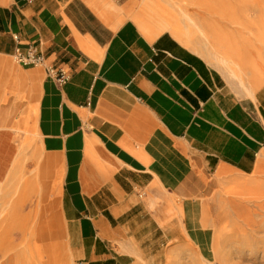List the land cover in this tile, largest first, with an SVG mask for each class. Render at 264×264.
<instances>
[{"label": "crops", "instance_id": "0c3cea01", "mask_svg": "<svg viewBox=\"0 0 264 264\" xmlns=\"http://www.w3.org/2000/svg\"><path fill=\"white\" fill-rule=\"evenodd\" d=\"M105 1L0 0V57L33 43L48 65L70 73L59 86L44 67L14 60L15 76L28 80L6 78L35 93L26 105L0 94V183L22 179L40 208L36 229L48 231L69 264H156L177 237L207 246L205 175L256 167L264 87L238 96L200 54L169 32L148 38L134 16L113 30L94 9ZM109 1L127 16L142 0ZM78 35L98 54L84 51ZM30 103L36 119H28ZM28 130L37 153L20 170ZM172 199L182 202L175 218Z\"/></svg>", "mask_w": 264, "mask_h": 264}, {"label": "rangeland", "instance_id": "374dc122", "mask_svg": "<svg viewBox=\"0 0 264 264\" xmlns=\"http://www.w3.org/2000/svg\"><path fill=\"white\" fill-rule=\"evenodd\" d=\"M169 1H177L180 6L187 8L193 18L202 25L207 35L211 38L214 37L211 39L213 49H216V35L229 36L231 33H236L235 29L237 28V30L243 32V35L255 39L264 31V0ZM167 7L170 12L168 17H173L174 22L183 24L182 15L174 12V9L177 10V6ZM128 11L132 15L136 13L140 18L147 17L148 13L143 0L139 4L130 7ZM234 12H237V15ZM116 13L114 11L111 15L115 20L123 16L122 14L116 16ZM125 18L129 19V17ZM133 19L138 24L137 20ZM236 21L239 23H236ZM234 35L239 36L238 34ZM3 57L10 61L15 72L21 68L13 57ZM217 70L238 96L248 97L237 85L230 84L221 70ZM0 73V94L16 93L15 95L20 99V102L26 105L31 94L35 93L34 87L6 78L3 72L0 71ZM263 87L264 84L258 87L255 93ZM4 102L6 101L4 100ZM28 131L31 132V130ZM20 143L24 148V154L18 168L22 170L25 168V164L30 159H34L35 153H37L36 132L32 130ZM215 175L212 173L203 177L204 188L201 197L203 198L204 214L208 216L206 219L207 228H210L207 246L203 248L187 237H177L166 257V264H205L194 254L189 244L187 245L188 242H192L199 253L202 252L209 261L216 264H222L219 255L224 254L226 256L223 264H235L238 260L242 264H264V198L260 199L251 194L245 198H237L234 196L228 197L227 194V189L234 184V178L264 184V169L259 172L255 167L249 174L233 172L232 175L221 179V181H216ZM32 194L28 192L27 186L22 185V179L19 176L14 181H10L8 187L0 183V264H69L62 247L53 245L51 239L43 240L36 234L34 229L39 226L40 219H38V214L35 215L34 207L31 206L35 201L31 197ZM157 202L161 201L156 200L155 203H151L153 209L157 206ZM170 203L173 214L169 218H175L178 215V208L181 209L182 202L180 199H172ZM228 213L235 217L238 224L245 229L246 235L242 242L249 240V244L242 245L241 252L237 251L239 257L233 255L229 247L224 248L223 238L216 236L218 231L215 230V237L213 238L215 227L218 229L226 223ZM140 264L146 263L142 262Z\"/></svg>", "mask_w": 264, "mask_h": 264}, {"label": "bare ground", "instance_id": "6f19581e", "mask_svg": "<svg viewBox=\"0 0 264 264\" xmlns=\"http://www.w3.org/2000/svg\"><path fill=\"white\" fill-rule=\"evenodd\" d=\"M143 3L148 11L147 17L140 18L138 16L129 13L127 16H122L118 20H115L111 15L114 11H117V6L107 0L103 7L96 6V9L100 19L110 26L113 30H116L125 20V17L134 16L138 22V26L141 31L150 39H154L164 32H169L174 38H176L184 46L192 49L200 54L208 63L221 70L227 81L230 84L237 85L246 96L254 97L255 91L258 87L264 84V31L261 35L255 39L250 36L243 35V32L235 29L239 36H235L233 33L228 35H216V49H213V44L202 25L193 18L190 11L187 8H183L177 1L170 2L169 0H143ZM177 6V10L174 9L179 15H182V23H176L173 21V17H168L169 9L167 6ZM179 5V6H178ZM237 15V12H234ZM231 19V18H230ZM235 21V20H234ZM233 21V22H234ZM232 22V21H231ZM235 23V22H234ZM236 23H239L236 21ZM243 24V23H242ZM80 47L91 55L98 54L99 50L95 42L88 37L77 36ZM0 71L6 76L7 73L15 76L14 67L9 60L0 57ZM7 71V72H6ZM6 72V74H5ZM1 74V73H0ZM18 80L26 82L27 76L19 74L15 76ZM36 81L37 76L32 75L30 77ZM38 113V105L36 103H30L27 109V116L31 119H36ZM37 131V130H36ZM256 169L260 172L264 169V151L259 155L257 160ZM234 171L227 167H220L216 172V181L232 175ZM233 185L227 189L228 197L245 198L249 194L256 195L258 198H264V184L256 181H250L242 178H234ZM40 208H37L34 212L35 215H40ZM207 214H204L202 225L207 227ZM227 221L218 229L215 230L216 236L223 238L224 248L229 247L231 253L238 256V252L242 251V245L249 244V240H244L246 232L243 226L238 224L235 217L230 213L227 215ZM232 217V218H231ZM231 218V219H230ZM215 224V222H214ZM43 229V228H42ZM42 229H34L36 234L41 239H45L48 231ZM176 238V237H174ZM191 247L194 254L205 264H216L209 261L205 254L199 253L197 247L192 242H188L187 245ZM214 248V247H213ZM238 251V252H237ZM224 255H219V260L223 264L225 260ZM166 259L156 264H166ZM235 264H242L239 262Z\"/></svg>", "mask_w": 264, "mask_h": 264}, {"label": "built area", "instance_id": "2783aa9c", "mask_svg": "<svg viewBox=\"0 0 264 264\" xmlns=\"http://www.w3.org/2000/svg\"><path fill=\"white\" fill-rule=\"evenodd\" d=\"M14 39L18 41L19 37L15 35ZM13 58L23 66L44 67L47 75L54 79L59 86L65 85L70 79V73L67 70L46 63V56L36 44L30 43L26 48L16 47Z\"/></svg>", "mask_w": 264, "mask_h": 264}]
</instances>
